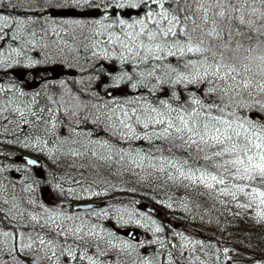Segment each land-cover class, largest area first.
I'll use <instances>...</instances> for the list:
<instances>
[{
	"label": "snow or ice",
	"instance_id": "snow-or-ice-1",
	"mask_svg": "<svg viewBox=\"0 0 264 264\" xmlns=\"http://www.w3.org/2000/svg\"><path fill=\"white\" fill-rule=\"evenodd\" d=\"M7 3L0 136L60 171L26 172L20 193L0 182V264H162L164 228L121 206L129 185L264 222V0ZM130 225L152 239H125ZM175 235L184 259L166 264H204L203 243Z\"/></svg>",
	"mask_w": 264,
	"mask_h": 264
},
{
	"label": "rangeland",
	"instance_id": "rangeland-1",
	"mask_svg": "<svg viewBox=\"0 0 264 264\" xmlns=\"http://www.w3.org/2000/svg\"><path fill=\"white\" fill-rule=\"evenodd\" d=\"M11 2L16 3L17 0H11ZM10 9L11 8L8 6L7 0H6L5 6L3 8H0V14H5V15L8 13H13V15L19 14L18 11L16 13L9 11ZM0 138H2V136H0ZM20 148H22V146L20 145H7V147L5 148L4 146L0 145V169H3V171H0L1 177H3L2 175H8V170L10 169L17 170V168H19L20 171H17V172H18V175L22 178L19 181L21 182L23 180L24 175L26 173L25 169L28 170L29 166L27 165L26 161H24V158H23L24 152H21L22 150H20ZM41 154L44 155L43 153ZM9 158L13 159L14 163H8L7 161ZM132 186H135L138 188V191H140L139 193L140 195H137L136 194L137 192L134 194H128L127 196L123 197L124 205H121V206H127L129 209L134 208L137 214H143L145 216H149L148 210H147V204L150 206L160 207L162 209L156 208V211L154 213L155 214L154 218H156L159 221L162 218H165L166 212L169 214L177 215V220H175L174 222H169V225L164 224V223L160 224L161 227L164 228V232L160 234H163L165 232H172L171 234H169L171 237V242L169 244V247H168V240H166L167 242L166 249L167 248L171 249L173 251L174 256L177 259H184L180 257V252L178 250L180 247L181 241L179 240V237L175 235V233L179 232V233H183L184 236L189 237L191 240H194V241L202 240L201 242L203 243L204 247L203 249H200L199 246H197L196 255L200 257V260L204 261V264H260L258 254L261 256L264 255V252L261 250L260 246H255L253 248L251 245H249V242L245 244L246 241L242 240L241 236L237 234L235 231L234 232L225 231L226 234L217 235L213 233L212 231H203L204 229L206 230L210 229V226L208 224L203 225L202 232L200 231V229L194 230L191 227H187L185 224H183V221L179 218L178 215H183L186 213V211L181 206L180 198L181 197L184 198V203L186 204L189 203V201L187 200V197L184 196L183 190L177 191L175 189H167V190L161 189L160 192H158L159 194L158 195L156 194L154 203H152L153 201L148 200L150 196H147V193L152 191L151 188L149 187L140 188L138 185H132ZM161 192H163V194H160ZM52 193L55 194L52 191L51 186L49 185L48 189H46V192L44 194H42V191H41L40 193L36 192V195L40 199H45L47 201H50L51 199L50 195H52ZM169 196L172 197L171 201H169ZM92 199L99 200V198H92ZM129 199L132 201H135L136 203H129L128 202ZM159 201H164L165 204L168 202H171L172 208L165 207L164 206L165 204L159 203ZM109 202L115 203L117 201L112 196V198L109 199ZM208 206L210 207V205H205L204 208L202 206L201 208L203 209L201 210H207ZM164 208H167L168 210L163 213L162 210H164ZM224 211H226L231 217H234L233 221L235 222L245 223V224H256L260 227L264 226V222L258 223L252 217L251 214L246 215V216L244 215L235 216L233 214L235 209H233V211H228L224 209ZM197 223L200 224V222H197ZM128 228H135V230H137L135 233L136 236L142 233L144 234V237H145L146 235L145 232L148 233V231L145 228L136 227L135 225H130L128 226ZM221 240H223V243H221L220 246L217 245V243L220 242ZM133 242H137V240H133ZM172 244H175L177 246L176 249L171 248ZM215 247L218 251L219 250L222 251V257H220V260L216 258L215 253H217L218 251L215 250ZM147 249L149 252L152 250L150 246ZM190 250H191V245L188 246V249L185 252V256H187L188 251ZM185 264H187L186 261H185ZM196 264H199V261H197Z\"/></svg>",
	"mask_w": 264,
	"mask_h": 264
},
{
	"label": "trees",
	"instance_id": "trees-1",
	"mask_svg": "<svg viewBox=\"0 0 264 264\" xmlns=\"http://www.w3.org/2000/svg\"><path fill=\"white\" fill-rule=\"evenodd\" d=\"M9 11H12V9H10ZM16 13V12H15ZM9 14V13H8ZM13 14V13H12ZM0 145L7 147L8 144H6V142L4 141V138H0ZM12 145H18V144H12ZM20 150H22L21 152H24L23 154H29V155H33L39 159H41L43 161V166L42 167L46 173H45V181L47 180V178H49V173L50 172H57L59 173V169H56V167L52 164V161L49 160L47 158V156L42 155L40 152L37 151H32L31 149H23L20 148ZM18 152V151H16ZM8 163H14V160L9 158ZM25 168V167H24ZM27 170V169H25ZM30 170V168L28 169ZM3 177H1L0 174V182L7 184L8 182H12L13 184L16 185V189L15 191L17 193H20V185L21 182L19 181L20 179H22L19 175L17 170L14 169H10L8 170V175H2ZM17 177V178H15ZM114 182H118L115 178H113ZM48 184H42L40 186V188L37 189V192H40L41 187H46ZM49 186V185H48ZM132 186V185H131ZM161 189H158L157 191L153 192L150 191L147 193V196H150V198L148 200L153 201L152 203H154V199L156 194L158 195ZM140 191H137V195L139 194ZM160 194H163V192H161ZM185 196V195H184ZM187 200L189 201V203H187L188 206V211H186L185 214L183 215H178L179 218L183 221V224H185L187 227H191L194 230H199L202 232V227L205 224H208L210 226L209 230L204 229L203 231H212L215 234H226L225 231L228 232H236L237 234H239L242 238V240L246 241L245 244H247V242H249V245H251L253 248L255 246H260L261 250L264 252V226L260 227L256 224H245V223H239V222H235L233 221L234 217H231L226 211H224V209L221 206L216 205L215 208L211 207V202L210 201H206L204 198H199V197H194V196H186ZM112 196L110 195L109 197H106L105 199L109 201V199H111ZM100 199V198H99ZM205 205H210V207L208 206L207 210H201L205 207ZM165 206V205H164ZM203 206V208H201ZM160 208V207H157ZM162 209V208H160ZM168 209L164 208L163 213L166 212ZM165 218L164 220H160L159 224H167L169 225V221L174 222L175 220H177V215L175 214H169V213H165ZM197 222H200L197 223ZM172 232H165L164 234H162L163 236H161L163 240H168V247H169V242H171V237L169 234H171ZM150 238H152V233L150 232ZM227 236V235H226ZM220 239V238H219ZM202 241V240H200ZM209 242V241H207ZM216 242V241H215ZM214 242V243H215ZM221 243H223V240H221L220 242L217 243V245H221ZM206 245V244H205ZM155 249L159 248V245H153ZM207 246V245H206ZM167 250H169L168 248L166 249H161L162 252L165 253V255L161 256V261L162 264H166V252ZM215 250L216 247H215ZM218 251V250H217ZM216 254V258L220 260V257H222V251L219 250ZM259 261L260 264H264V255L261 256L259 255Z\"/></svg>",
	"mask_w": 264,
	"mask_h": 264
},
{
	"label": "flooded vegetation",
	"instance_id": "flooded-vegetation-1",
	"mask_svg": "<svg viewBox=\"0 0 264 264\" xmlns=\"http://www.w3.org/2000/svg\"><path fill=\"white\" fill-rule=\"evenodd\" d=\"M39 161H40V166H43V161L41 159H39ZM36 171L43 172V176L42 177H36V179H43V180H45V177H46L45 176V173H46V171L44 169H33L32 168L30 170H26L25 172L30 173L32 176H35ZM48 187H49L48 185L46 187H41L40 192L42 191V194H44L46 192V189H48ZM40 192H38V193H40ZM53 196H55V194L52 193V195H50V197L52 198ZM43 200H45V199H43ZM93 200H96V199H93ZM45 201L48 202L47 200H45ZM71 203H72V207H74V205L78 204V202H71ZM110 223L111 224H114L115 222L114 221H112V222L105 221V225L106 226H108ZM122 230L123 231L122 232H119V234L121 236H124L125 239L136 240V238H135V235L136 234L135 233H136L137 230H135V228H130L129 230L124 228ZM125 231L127 232V235L126 236H125V233H126ZM139 239H143V235L139 236Z\"/></svg>",
	"mask_w": 264,
	"mask_h": 264
},
{
	"label": "water",
	"instance_id": "water-1",
	"mask_svg": "<svg viewBox=\"0 0 264 264\" xmlns=\"http://www.w3.org/2000/svg\"><path fill=\"white\" fill-rule=\"evenodd\" d=\"M25 158H26L27 163H28V160H35V161H36L35 164L40 166V161H39L37 158L32 157V156H30V155L25 156ZM30 165H34V164H30ZM77 206H78V204L74 205L73 208H75V207H77Z\"/></svg>",
	"mask_w": 264,
	"mask_h": 264
}]
</instances>
